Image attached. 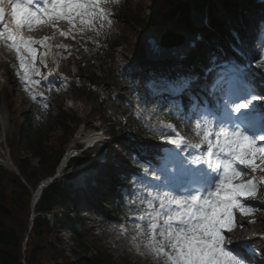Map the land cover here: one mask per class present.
Returning <instances> with one entry per match:
<instances>
[{"label":"snow or ice","instance_id":"1","mask_svg":"<svg viewBox=\"0 0 264 264\" xmlns=\"http://www.w3.org/2000/svg\"><path fill=\"white\" fill-rule=\"evenodd\" d=\"M118 2L0 0V42L15 53L17 75L32 100L37 99V94L30 85L39 83L32 77L41 74L34 45L44 47L49 38H25L21 33L42 25L66 38L73 31H96L97 25L111 24L108 5ZM6 14L11 17L14 30L3 25ZM60 22L68 25V31L59 29ZM58 47L66 49L63 45ZM47 55L45 52L40 58L45 66L43 57ZM253 59L257 60L256 67L264 65V44L257 46ZM233 71L236 75L232 78L220 76L206 88L214 104L209 105L206 100L201 104L189 92L192 115H184L182 105L173 102L179 119L192 124L195 118L192 134L198 142L169 138L168 143L188 155L181 158L179 153L166 154L167 162L157 170L156 183L137 181L148 189L147 195L140 197L146 202L147 211L142 210L135 217L141 223H137V234L132 239L141 238V243L135 244L137 253L149 257L152 264H252L245 255L252 253L251 245H234L226 233L243 227L236 221V212L253 216L257 211L246 201L254 200L259 186L264 185V175L258 181L255 175L264 173V111L257 103L264 96L253 80L240 78L241 69ZM260 79V87H264V76ZM193 80L182 78L173 94L190 90ZM41 103L48 106L43 98ZM166 127L176 131L172 125Z\"/></svg>","mask_w":264,"mask_h":264},{"label":"rangeland","instance_id":"2","mask_svg":"<svg viewBox=\"0 0 264 264\" xmlns=\"http://www.w3.org/2000/svg\"><path fill=\"white\" fill-rule=\"evenodd\" d=\"M171 1L173 5H187L190 10V19L196 11L197 14H199V18L203 16L206 17V15L208 16V12L211 11V7L215 3L217 6L218 4L221 6V0H187L186 2H178L177 0ZM250 4L251 3L249 2L246 3V5ZM250 6H252V4ZM127 7L135 12V15H137L138 19L144 25V28H140L137 25H131L120 19L122 11ZM166 7H169L168 0H119L117 4L108 5V9L112 13V16L110 17L112 21L111 24L109 25L105 22L103 27L97 25L96 31L84 33L73 31L66 38L60 36L58 32L54 34L53 28L42 26L40 36L29 33L25 35L24 33H21L27 38L31 37L39 40L40 37L42 39L48 37L49 39L44 47L34 45L37 49V67H39L41 73L39 76L33 75L32 77L34 80L39 81V83L30 85L32 91L37 94V99L35 101L24 91L23 85L19 80L17 75L19 65L15 59V54H8L7 51H5L6 49L0 53L1 149L7 153L5 149L6 143L8 140H13L18 131L16 123L23 122L21 114L27 110V108H22L23 105H25V107L31 105L39 114L40 119H43L45 116L50 117L47 113L50 107H61L67 114L78 117L80 125L75 128L74 136L70 143L65 146V151L71 148L73 144L79 140L78 134H80L84 126L86 128H97L98 130L105 132L106 135L113 133L112 127L104 121V118L106 117L110 118V123L116 124L120 119L125 122V126L117 125V128L115 129L117 137H124L126 135L130 136L132 140L131 142L146 144L155 142L153 137H151L152 129L155 128L145 122L141 114L135 109L129 110L130 107L128 103H131V101H128L127 103V99L133 95L131 92L132 83L135 80L140 79L142 76H146V71L144 70L145 65L141 66L143 53L140 37L142 36V33L152 30L161 34L167 31L180 33L184 28L183 23L176 21L175 17L170 18L163 14H157L161 9ZM118 8L121 10L120 13L117 12ZM158 9L160 10L158 11ZM222 18L224 19L225 15L222 16ZM191 20L195 24L193 17ZM230 26L232 25L226 27L234 30V27ZM58 27L61 31H68V25L65 22H60ZM201 31L202 30H198L197 34L201 33ZM195 35L196 34H193V36ZM247 35L254 38L256 35L255 30L254 32L249 30ZM255 42L256 39L251 43V46L255 45ZM60 45L66 46V49L65 47H58ZM243 47L244 43H241V47L238 49L237 53L248 56H245L244 58L243 62H245V65L242 66L243 69H241L242 71L239 73V76H242L240 77L242 79H244L243 76L247 77L257 84L258 81L251 77V72L253 70L264 72V65L256 67L257 60L253 59V54H251L250 51H245ZM45 52L48 53L47 56L43 57L47 66L40 63V58ZM11 62H17V72L14 73L12 84L7 80V74L11 70L9 66ZM235 62H237V60H235ZM44 67H46V69H44ZM102 71L106 72L108 76H111L109 77V81H111L119 90H125L127 88L128 91H126V93H120L116 90L114 91L113 88L102 87L101 85L92 82L90 75L92 73L100 75ZM20 75H23V73L21 72ZM204 92L206 93V91ZM42 98L43 103L48 105L47 107L42 105ZM51 99H53V101H50ZM12 102L15 103L14 109H12V106L10 105ZM166 109V107L161 106L160 112L157 116L161 114V118H164L165 116L162 115H164ZM172 123L182 124L183 130L188 137L193 136L192 130L195 123L194 120L192 124H188L179 119L177 114ZM73 127L74 126H72V128ZM124 131L127 133H124ZM61 133V129L55 127L51 136L54 138ZM113 142L112 143L116 145L110 146L112 148H108L110 152L117 150L118 148H123V144L127 145L126 143H128L124 142L121 138ZM125 157L129 156L126 155ZM30 163L36 165V159L31 158ZM245 171L250 170L245 169ZM141 174H143V172H141ZM257 174L258 172L255 175ZM137 175L139 176L140 172H138ZM63 190L66 192V195L69 194L65 188H63ZM262 192H264V189H262ZM112 201L113 203L111 202V205L107 206V209L105 210L104 208H101L100 203L99 205H96L99 210L88 211L90 212L89 217H92V219L99 218L98 212H101L112 221L113 209H117L118 212H121L124 215H128L136 210V207H126L125 204H122L121 206L117 205L119 201L118 199ZM254 202H264V193L258 194L254 199ZM68 206L71 207L70 204H61L51 215L47 216L51 226L53 221L62 220L58 229L59 242L66 257H71L72 250L75 248L73 238L78 236V234H81V237L84 240L83 245L88 249L89 253L84 255V258L89 257V255H94L96 250H99L100 252L109 255L113 264H152L149 257L141 256L137 253L134 254V248L129 246L128 241H125L124 243L116 241L118 238L111 233L109 235V233L105 231V228L100 229L95 227L93 223L85 219V215L81 217L79 212H86V208L71 211ZM235 217L237 222L243 221L239 212H236ZM259 217L260 220L257 222V228H255V230L256 232L264 233V208L260 212ZM76 219L79 220V224L75 227L73 222ZM119 223L126 224L128 229H132L130 222L127 223L124 220L119 221ZM54 241H56L55 237L52 239V242ZM141 251H144L143 248H141Z\"/></svg>","mask_w":264,"mask_h":264},{"label":"trees","instance_id":"3","mask_svg":"<svg viewBox=\"0 0 264 264\" xmlns=\"http://www.w3.org/2000/svg\"><path fill=\"white\" fill-rule=\"evenodd\" d=\"M168 2L170 15L166 16H174L178 12L181 16V9L173 6L171 0ZM163 11L164 9L157 14L164 15ZM117 12L120 13L121 10L118 9ZM121 15L122 21L144 28L129 7L125 8ZM183 18L184 16L180 19ZM9 76L12 80L11 74ZM90 76L95 83L111 85L110 76L105 72L100 75L92 73ZM10 105L12 109L15 108L14 102ZM48 115L50 117H45L44 121L39 122L32 108L27 107L26 112L21 114L26 128L19 123V131L14 139L7 142L11 161L20 178L0 168V264H113L109 256L98 250L95 255L84 258L83 256L89 253L81 237L74 239L76 248L72 250L71 257L64 255L59 242L58 226L52 228L40 217L55 210L64 200L58 182H52L42 191L33 210L35 216L32 227L28 231L31 191L41 180L54 174L63 148L72 135L71 126H76L79 122L75 115L67 114L61 107L56 110L49 109ZM55 127H59L62 133L53 138L51 133ZM113 135L115 136V133ZM31 158L36 159V165L30 163ZM54 237L56 241L52 242Z\"/></svg>","mask_w":264,"mask_h":264},{"label":"bare ground","instance_id":"4","mask_svg":"<svg viewBox=\"0 0 264 264\" xmlns=\"http://www.w3.org/2000/svg\"><path fill=\"white\" fill-rule=\"evenodd\" d=\"M186 1L187 0H179V2H186ZM227 1H229V3L231 1H234L239 6L240 9L241 8L247 9V12L250 11L249 9L252 8V7H250V5L244 4L245 2L243 3L242 0H227ZM186 9H189L187 5H186ZM211 12H212V15L214 17H222V16L225 15L224 7H221L219 4L217 6L216 3L213 4V6L211 7ZM250 13H252L250 16L253 17L254 19H257V20L261 19L259 13H256V12H254V13L250 12ZM181 17H182V15L179 16L178 22L180 21ZM192 17L195 20V22L197 23V27L200 28V29H203V27H200L199 23L197 22V20L199 18L198 15H197V12H194ZM201 20L202 21H207L208 19L205 16H203ZM252 21H253V19H252ZM0 26H2V25H0ZM35 30H36V34L40 36L41 35V27H37V28H35ZM180 51H181L180 48L175 50L176 53L180 52ZM223 54H226V53H223ZM188 55H186V56H188ZM201 80H204V79H201ZM261 83H262V81H260L259 84L257 83V86L259 88H260ZM262 88H264V87H262ZM1 139L2 138L0 137V143H1ZM151 148L153 149L154 147L152 146ZM152 149L149 148L145 152L150 153V152H152ZM142 153H144V152H142ZM134 154H136L137 157H141V153L134 152ZM106 155L107 156L103 159L104 163L102 165H100V167L98 169V174L97 175L102 173L105 169H108L109 171L116 170V168H117L116 161L123 157V148H118L117 150L112 151V153L107 151ZM0 164L2 165L3 163H1V161H0ZM93 178H95V176H93V177H90V175L84 176L82 178V180H79L77 182V184L81 186V185H83L86 182H90ZM85 189L87 191H84V193H83L85 197L83 198L82 202H84L86 204H89V205H92L93 207H95V205H96L95 195L93 197H91V195H89V192H90V190H88L89 188L87 187ZM261 189H264V187L259 186V191ZM257 196H258V194H257ZM246 203L254 205L257 208V211L255 212V214L253 216H241L240 215L243 218V221L242 222L239 221L238 223L242 224L243 227H238V228L234 229L232 232L226 233L228 238H230V240L232 242H235V244H242V243H247L248 244L249 243L248 240L245 239V237L250 231L256 233L255 228H257V222L260 220V217H259L260 216V212L264 208V202L257 203V202H254V200H248V201H246ZM74 204H76V206ZM79 205L80 204L77 203V198L74 197V199H73V206L74 207L72 208V210L74 211L76 208L78 209ZM98 213H100V212H98ZM79 215L83 216V213L79 212ZM100 215H101L102 219H94L93 220V219L89 218V220H92L91 223H93L95 225V227H98L100 229L105 228V230H106L107 218H106V216L104 214L100 213ZM89 216L90 215H88V217ZM236 221H237V219H236ZM249 221H255V222L254 223H250ZM109 234H110V232H109ZM119 241H121V240H119ZM259 256L261 257L262 261H260L259 263L258 262H252V264H264V252H261Z\"/></svg>","mask_w":264,"mask_h":264},{"label":"water","instance_id":"5","mask_svg":"<svg viewBox=\"0 0 264 264\" xmlns=\"http://www.w3.org/2000/svg\"><path fill=\"white\" fill-rule=\"evenodd\" d=\"M17 175V173H15Z\"/></svg>","mask_w":264,"mask_h":264}]
</instances>
